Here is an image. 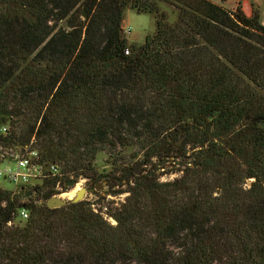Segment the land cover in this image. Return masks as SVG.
I'll return each mask as SVG.
<instances>
[{
  "label": "trees",
  "instance_id": "1",
  "mask_svg": "<svg viewBox=\"0 0 264 264\" xmlns=\"http://www.w3.org/2000/svg\"><path fill=\"white\" fill-rule=\"evenodd\" d=\"M126 10L154 17L140 45L124 35ZM262 125L257 8L0 0V158L31 145L60 169L34 191L0 188V264H264ZM100 152L124 201L107 217L87 201L47 208L56 186L103 177ZM171 164L181 176L159 182Z\"/></svg>",
  "mask_w": 264,
  "mask_h": 264
},
{
  "label": "rangeland",
  "instance_id": "2",
  "mask_svg": "<svg viewBox=\"0 0 264 264\" xmlns=\"http://www.w3.org/2000/svg\"><path fill=\"white\" fill-rule=\"evenodd\" d=\"M160 7L161 10L165 11L168 14L171 22L176 20L177 14L171 7L165 4H161ZM83 10L85 9H79L78 12L79 18L82 20ZM88 16L89 15L87 14V18ZM122 26L124 29H126V31H129V33L126 32L124 34L126 39L128 40V43H135L136 45H140L144 42L146 36L153 34L155 30V20L153 15L136 14L132 10H126L124 13ZM262 126L264 127V125ZM19 149H17L16 152H18ZM131 152L132 151H127L124 155H128V153ZM179 167L177 165L166 166L164 169L158 171L156 174L158 176L159 182H169L173 181L175 178H179L181 176V173L177 171L178 169H180ZM95 168L98 174L103 175V177H101L98 182H92L84 178H79L78 182L72 189L66 192H62L61 189L56 186L55 191L59 193L58 195H61L70 192L75 188L93 187L95 184L99 183L100 187L97 189V191L92 194H85L83 201L91 203L95 211L100 210L102 214L107 217L105 212L110 211L114 207H117L121 202L124 201L125 197L127 196V193H123V191H125L126 189V186H122V183L124 182H121L119 180L120 176L115 172V168L111 165V159H109L106 153L100 152L99 154H97L95 159ZM106 175H108V178L104 177ZM250 182L251 180L247 181L244 187H249ZM0 188L9 189V191L13 192H21L18 188L15 189L13 184L8 183L3 179H0ZM32 196L34 197V194ZM61 198L65 201L70 200L63 197ZM21 201L25 202L26 199L23 198L21 199ZM9 218L12 220V216H10ZM108 220L112 224H115L113 219L108 218ZM14 223L17 222L14 221Z\"/></svg>",
  "mask_w": 264,
  "mask_h": 264
},
{
  "label": "built area",
  "instance_id": "3",
  "mask_svg": "<svg viewBox=\"0 0 264 264\" xmlns=\"http://www.w3.org/2000/svg\"><path fill=\"white\" fill-rule=\"evenodd\" d=\"M123 31L124 34L129 33L124 28ZM125 53L128 54V51ZM2 132H6V128H3ZM30 146H25L20 153H5L6 156L1 155L0 158V179L13 184L19 191H34L45 181L60 176L59 167L43 161L37 151L30 150ZM61 195L56 196L61 197ZM16 214L21 219H27L29 215L24 206L19 208Z\"/></svg>",
  "mask_w": 264,
  "mask_h": 264
},
{
  "label": "crops",
  "instance_id": "4",
  "mask_svg": "<svg viewBox=\"0 0 264 264\" xmlns=\"http://www.w3.org/2000/svg\"><path fill=\"white\" fill-rule=\"evenodd\" d=\"M214 4L221 5L226 9L234 10L240 6L246 16H250L253 9L257 8L260 19L264 25V0H208Z\"/></svg>",
  "mask_w": 264,
  "mask_h": 264
},
{
  "label": "water",
  "instance_id": "5",
  "mask_svg": "<svg viewBox=\"0 0 264 264\" xmlns=\"http://www.w3.org/2000/svg\"><path fill=\"white\" fill-rule=\"evenodd\" d=\"M82 18L83 20L87 19V13L85 10L82 11ZM261 120H262L261 118H255L252 121L255 122V121H261ZM99 187H100L99 183L95 184L93 187H81L75 193L73 199H70L68 201L63 200L60 196H53L46 201V206L49 209H55V208L63 207L67 205L68 203H78L80 201H83L85 194H92L95 191H97ZM10 216L11 215H8L7 219H9Z\"/></svg>",
  "mask_w": 264,
  "mask_h": 264
},
{
  "label": "bare ground",
  "instance_id": "6",
  "mask_svg": "<svg viewBox=\"0 0 264 264\" xmlns=\"http://www.w3.org/2000/svg\"><path fill=\"white\" fill-rule=\"evenodd\" d=\"M79 188H75L74 190L64 193L61 195V197L66 198V199H73L75 193L78 191Z\"/></svg>",
  "mask_w": 264,
  "mask_h": 264
}]
</instances>
